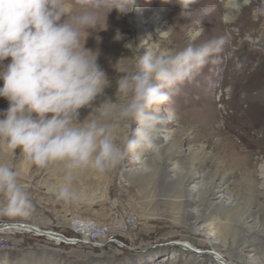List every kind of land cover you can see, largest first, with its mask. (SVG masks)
Masks as SVG:
<instances>
[{"label": "rangeland", "instance_id": "374dc122", "mask_svg": "<svg viewBox=\"0 0 264 264\" xmlns=\"http://www.w3.org/2000/svg\"><path fill=\"white\" fill-rule=\"evenodd\" d=\"M209 1L198 0L196 12ZM213 1L223 6L224 0ZM141 3L127 15L113 10L107 18L102 12L95 30H90L86 47L99 53L98 64L110 82L94 107L109 98L115 102L117 81L133 70L137 52L180 51L211 41L213 30L197 26L202 17L187 20L178 12L177 0ZM258 6L260 0H255L233 20L230 29L241 35L231 61L221 50L214 53L192 79L169 93L170 101L156 107L162 122L152 146L104 172L76 170L70 180L71 200L55 195L65 176L61 165L40 168L19 150L0 151V163L18 173L31 202L25 215L0 213V224L29 225L70 240H76L70 226L102 225L110 228L107 237L127 245L95 246L81 240L68 244L16 226L0 233L2 242L18 243L13 250L0 251V264H172L175 253V264H197V255L210 250H220L235 264H264V16H253ZM154 16L164 17L168 39L158 36ZM228 22L223 15L221 24ZM200 29L203 35L193 40ZM225 32L222 27L219 33ZM117 33L120 40L115 39ZM127 44L140 47L131 50ZM8 106L0 98V112ZM90 113V108L82 109L80 119ZM3 202L0 195V206ZM127 216L133 217L128 225H135V219L138 223L129 233L122 231ZM179 240L192 243V252L181 249Z\"/></svg>", "mask_w": 264, "mask_h": 264}, {"label": "clouds", "instance_id": "9594fccd", "mask_svg": "<svg viewBox=\"0 0 264 264\" xmlns=\"http://www.w3.org/2000/svg\"><path fill=\"white\" fill-rule=\"evenodd\" d=\"M190 3L177 0L176 5L182 13ZM141 6V0H0V98L9 105L0 112V151L19 150L40 168L61 165L65 176L57 184V199L73 198L70 180L76 170L104 172L151 147L162 122L156 107L221 50L223 40H212L180 51L137 52L133 70L117 81L115 102L109 98L94 107L110 82L98 64L99 53L86 47L90 30L102 12L108 18L113 10L127 15ZM253 16H264V0ZM169 35L167 29L158 36ZM115 39H121L119 33ZM84 108L91 113L81 120ZM0 195L2 214L25 215L31 208L30 194L7 163H0Z\"/></svg>", "mask_w": 264, "mask_h": 264}, {"label": "bare ground", "instance_id": "6f19581e", "mask_svg": "<svg viewBox=\"0 0 264 264\" xmlns=\"http://www.w3.org/2000/svg\"><path fill=\"white\" fill-rule=\"evenodd\" d=\"M254 1L255 0H224L223 6H222V4L218 3V1H213V0L211 1L210 0L208 5H206L204 8L202 7L201 9H199L196 12L194 7H195V4H197L198 0H191L189 8L187 10H185L184 12H182V14L185 16V18L187 20L195 18V17H197V18L202 17V22L198 23L197 26L204 27V25H205L207 27H210L213 30V34L210 35L211 41L212 40H218V39L223 40V44L221 45V52L224 53L225 56L228 57L231 61L232 54L235 53V51H236V49L235 50L233 49V46H235L236 42L239 41V37L241 35V31H239V34L236 35L230 29L235 24V23H233L234 22L233 20L235 19L238 11L244 10L247 7L252 6ZM177 10H178V12L181 13V9L179 6H178ZM223 15L229 21L226 24H221V17ZM164 20L165 19L162 16H158V17L154 16L153 17L152 21H153V24L156 26L157 31L161 32L164 30L163 25L166 23ZM222 27L224 30H226V32L224 34L225 37L221 36V34H220ZM197 32H199L201 35H203V33H204L202 29H200L199 31L197 30ZM195 33H196V31H195ZM241 45H242V41H240V46ZM239 49H237V50H239ZM261 177L263 180L262 183L264 184V170L261 172ZM215 196L217 198H219L220 200H222V194L220 195L219 192H217L215 194ZM212 200H214V199H211V203H212ZM198 219H199V221H198ZM197 222L200 223L199 217L197 218ZM5 230H13V229L12 228L1 229L0 233H2L1 231H5ZM16 230H26V231L28 230V231H30V229H27V228L25 229L22 227L16 228ZM36 230H37L36 231L37 233L43 232L42 230L37 229V228H36ZM36 232H34V233L37 234ZM92 232H102V237H107L108 233L110 232V228L107 226L100 225V226H97L95 229H92V230L83 229V236L84 237H92ZM47 233L49 234L47 236H49L51 239H56L57 241H62V242L64 240L63 238H61V236L59 234H55V232L49 231ZM2 238H4V236L0 235V242H2V240H1ZM179 241L180 242H178V243L181 246V249H183L186 252H192V251H190L194 248L192 243L181 241V240H179ZM81 243L89 244V245H95V242L93 240H81ZM175 255H176V253L173 254V256L170 258V261L172 264H175L178 261L177 257ZM197 257H198L197 264H212V263H215L216 261H219L218 264H235L232 261L225 260L224 256L222 255L220 250L203 251L202 253L198 254Z\"/></svg>", "mask_w": 264, "mask_h": 264}, {"label": "built area", "instance_id": "2783aa9c", "mask_svg": "<svg viewBox=\"0 0 264 264\" xmlns=\"http://www.w3.org/2000/svg\"><path fill=\"white\" fill-rule=\"evenodd\" d=\"M128 218H133L127 216L122 221V231H127L128 233L137 228V219H135V225H128ZM83 229H91L92 227H79L77 225L70 226V230L76 235V240H93L95 244L103 245V242H116L122 246H127L124 242L114 239V237H102V232H92V237H84ZM18 243H8L7 241L0 242V251L2 250H13V245Z\"/></svg>", "mask_w": 264, "mask_h": 264}, {"label": "water", "instance_id": "95a60500", "mask_svg": "<svg viewBox=\"0 0 264 264\" xmlns=\"http://www.w3.org/2000/svg\"><path fill=\"white\" fill-rule=\"evenodd\" d=\"M20 226V227H22V228H27V229H30V231L32 232V233H34V232H36L37 230H36V228H34L33 226H29V225H24V224H0V230L1 229H6V228H14V227H16V226ZM55 234H57V233H55ZM37 235H41V236H47V235H49L47 232H45V231H43V232H38L37 233ZM60 236H61V238H63L64 240H63V242L64 243H69V244H74V243H77L78 241L77 240H70V239H67L65 236H63V235H61V234H59Z\"/></svg>", "mask_w": 264, "mask_h": 264}, {"label": "snow or ice", "instance_id": "6c2138e0", "mask_svg": "<svg viewBox=\"0 0 264 264\" xmlns=\"http://www.w3.org/2000/svg\"><path fill=\"white\" fill-rule=\"evenodd\" d=\"M261 188L264 189V185H261Z\"/></svg>", "mask_w": 264, "mask_h": 264}]
</instances>
